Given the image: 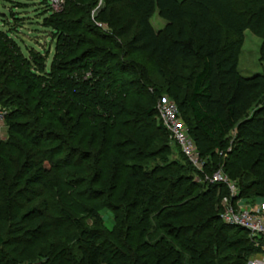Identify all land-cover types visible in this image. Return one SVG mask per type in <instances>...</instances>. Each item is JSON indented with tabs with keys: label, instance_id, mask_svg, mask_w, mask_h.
Masks as SVG:
<instances>
[{
	"label": "trees",
	"instance_id": "obj_1",
	"mask_svg": "<svg viewBox=\"0 0 264 264\" xmlns=\"http://www.w3.org/2000/svg\"><path fill=\"white\" fill-rule=\"evenodd\" d=\"M125 1L133 16L126 17L123 8L111 5V0H102L99 6L98 0H63L58 8L52 0H41L49 10L42 25L51 29L54 42L49 62V52L31 49L24 54L8 35L12 28L0 30V105L13 108L3 116L8 136L0 140V158L4 147L16 149V143H22L19 152L23 154L30 152L24 143H31V159L22 163L17 177H25L27 182L30 174L31 180L43 186L61 181L71 166L86 164L89 156L78 147L62 146L63 142L49 147L62 140L63 134L50 123H43V113L31 119L33 124L23 120L25 110L19 98L26 100V93L14 89L13 83L31 84L40 106L49 111L88 108L85 113L92 117H105L101 125L104 131L109 122L117 121L121 129H117L116 137H126L132 145L129 151L133 153L124 157V165L135 198L143 199L141 229H146L154 214L158 229L170 239L162 236L153 244L133 246L121 229L84 230L76 242L81 256L77 260L73 257L72 264H184L185 255L192 264H246L252 255L263 253L264 237L252 239L242 227L224 223L220 212L227 198L232 202L251 195L264 199V99L259 98L264 93V72L243 77L238 71L245 30L253 29L263 38L264 53V0ZM155 14L165 21L159 31L150 21ZM114 35L122 40L123 57L136 51L149 53L154 71L162 76L167 71L166 83L153 85L145 66L137 74L133 63L109 46L121 47ZM84 44L88 47L80 50ZM12 72L16 74L12 76ZM130 88L136 90V96L127 104L126 96L133 95ZM141 90L148 94L147 102L140 97ZM164 96L177 105L204 160L202 171L189 161L182 165L167 156L152 168L142 162L156 152L169 150V135L156 108ZM23 105L27 107L26 102ZM176 147L186 160L178 144ZM224 155L228 159L223 160ZM219 167L236 184L234 196L225 183L202 181L200 185L190 175L196 172L202 178ZM0 180L7 194V209L0 215H8L18 200L15 192H21L14 188V177L10 183ZM79 184L74 181V186ZM88 191L77 193L101 196L100 191ZM119 206H114L116 223L120 216L123 220L126 210L124 205ZM66 219L74 220L69 216ZM28 231L32 236L42 230L36 227ZM24 238L0 236V264H17L4 245ZM53 248L50 242L47 251L51 253L44 254V264H63L71 252L63 248L52 253Z\"/></svg>",
	"mask_w": 264,
	"mask_h": 264
},
{
	"label": "rangeland",
	"instance_id": "obj_2",
	"mask_svg": "<svg viewBox=\"0 0 264 264\" xmlns=\"http://www.w3.org/2000/svg\"><path fill=\"white\" fill-rule=\"evenodd\" d=\"M48 3L51 4L50 1ZM101 3L102 0H98L97 6ZM110 3L111 5L123 8V13L126 14V17L133 16L132 9L130 5H127L125 0H111ZM93 10L96 12L95 9ZM48 14L49 10L44 8L41 0H0V30L7 31L9 28H12V32L8 30V35L20 46L24 54H28L31 49L45 53L49 52L47 59L49 62L54 53V42L50 36L51 29L42 25L43 18ZM150 21L155 31L161 30L165 25V21L159 18L157 14L153 15ZM93 22L98 27H104V25H100L96 20H93ZM14 25H17V30L13 27ZM79 33L85 32L80 31ZM86 35L88 36V34ZM114 37L116 41L121 42V47L118 45L115 47L112 43L109 46L113 48L115 53L123 57L122 40L116 35ZM262 43L263 38L258 33H255L253 29L245 30L238 58V71L243 77H251L256 73L264 72V53L261 52ZM87 45L84 44L79 49L88 47ZM123 58L133 63L137 74L145 70V66L148 70L147 72L152 75L153 85L161 86L166 83L165 81L168 79L166 76L167 71L164 70V76L154 71L155 65L152 59L149 58V53L136 51L129 53L128 56ZM14 74L16 73L12 72V76ZM130 78L135 79V76L131 75ZM30 85L28 83L25 84V82L21 84L15 82L12 84L14 89H20L22 93H26L24 94L26 98L23 95V98L26 100L19 98L23 107L21 109H23L22 111L25 110L23 120L28 119V121H31L35 115L43 113V123H50L63 134L60 138H64H62L63 141L58 140L50 144L49 147L63 142L62 146L69 144L78 147L86 151L89 156L86 164L71 166L69 172H66L60 178L61 181L47 182L42 186L38 182L31 180L30 174L27 182L25 177L22 178L20 176V179L17 177L19 169L23 168L22 163L31 159L30 155H28L33 151L31 143H24L25 148L29 149L30 152L23 154L19 152L22 143H16V149H9L7 147L2 149L0 178L2 182L10 183L14 177L16 180L14 181L16 182L14 188L18 187L21 193L15 192V198L18 200L11 210L8 211V215L5 213L0 215V236L4 238L13 236L14 239H17L19 236L25 237L23 240H19V242H8L7 245H4L8 255L16 258L17 264H44L47 259L44 254L51 253L47 250L50 247V242H52L54 244L52 253L63 248L67 249L71 253L70 256L67 255L63 264H72L73 257L77 260L81 256L76 243L81 231L92 229H102L109 232L115 228L121 229L127 237L126 241L129 245L133 246L144 245L146 242L153 244L160 240L162 236L167 238L158 229L157 219L154 214L149 217L146 229H141L142 223L140 217L143 210V199L135 198L133 188L128 183V168L124 165V157L131 154L132 151L130 150V152L129 149L130 147L132 149V145L127 142L126 137H116L117 129H121L118 126V122L114 121L113 124L115 125H113L108 121L109 128L104 131L101 125L105 122V117H92L91 114L85 113V110L87 111L88 108L76 106L74 108L69 107L66 111L59 109L57 111L54 110L55 112L49 111L47 107L40 106L38 97L33 94L34 88L33 86L30 87ZM146 88L150 87L147 86ZM130 91L133 92V95L126 96L125 100L127 104L133 102L136 96L134 94L136 93L135 89H131ZM139 93L140 97L147 102L148 94L146 92L143 93L142 90ZM259 98L264 99V93ZM25 102L29 108H25L23 105ZM0 109L5 112V116L13 108L11 106L2 107L0 105ZM117 118L121 119V116ZM122 129L129 131L124 127ZM7 136V126L2 120L0 121V140L5 141ZM108 136H111L110 140ZM169 139L170 137L168 136L167 145L169 150L156 152V158L153 155L143 160L142 162H144L145 167L152 168L160 164L161 160L166 156L169 160L186 165L188 159H182L183 156L176 147L177 143ZM225 159H228V157L226 158L224 155L223 160ZM217 170H220L224 176H227L222 167H219L215 171ZM180 171L190 172L186 171V169H181ZM14 173L15 176H13ZM190 175L193 176L194 181H198L202 185L201 177L196 172L190 173ZM74 181H80L81 184L74 186ZM232 183L237 191L236 184ZM3 188V184L0 183V213L7 209V194ZM89 188L92 191H100L101 196L93 198L77 193L78 190L84 192L88 191ZM18 195H21V197ZM27 199L30 200L25 201ZM117 205H124L126 207L123 213L124 218L122 220L120 216L118 223L115 222L113 216L114 206ZM232 205L238 210H255L259 214H264V199L255 197L254 195L236 198L232 202ZM65 214L75 221H68ZM36 227L42 231L29 236L28 230H34ZM185 256L184 264H192L189 256ZM260 256L261 253H258L252 255L251 258Z\"/></svg>",
	"mask_w": 264,
	"mask_h": 264
},
{
	"label": "built area",
	"instance_id": "obj_3",
	"mask_svg": "<svg viewBox=\"0 0 264 264\" xmlns=\"http://www.w3.org/2000/svg\"><path fill=\"white\" fill-rule=\"evenodd\" d=\"M54 8H58L63 0H52ZM100 24V23H99ZM101 25V24H100ZM156 108L158 117L166 128L170 139L177 143L182 154L197 170L202 171L204 160L200 158L193 139L190 137L188 128L180 114L177 105L166 96L157 101ZM4 111L0 109V121L3 120ZM230 150V148H228ZM204 182L225 183L230 190V195L234 196L237 191L231 180L224 176L220 170L212 173V175H204L201 178ZM221 220L229 225L239 226L247 230L249 236L257 240L264 237V214H259L255 210L235 209L231 199L227 198L222 201V209L220 212ZM246 264H264V247L260 257L251 258Z\"/></svg>",
	"mask_w": 264,
	"mask_h": 264
}]
</instances>
